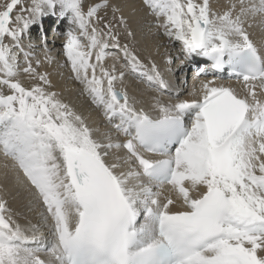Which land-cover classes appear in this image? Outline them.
Here are the masks:
<instances>
[{"label": "snow or ice", "instance_id": "6c2138e0", "mask_svg": "<svg viewBox=\"0 0 264 264\" xmlns=\"http://www.w3.org/2000/svg\"><path fill=\"white\" fill-rule=\"evenodd\" d=\"M141 3L180 44L182 70L202 58L192 99L141 56L118 2L0 4V175L50 230L20 224L0 195V264H264V39L249 31L264 33V0L220 10L211 0ZM48 15L68 21L66 66L104 130L62 100L22 47ZM225 71L241 91L217 83ZM129 80L147 101L130 95Z\"/></svg>", "mask_w": 264, "mask_h": 264}, {"label": "bare ground", "instance_id": "6f19581e", "mask_svg": "<svg viewBox=\"0 0 264 264\" xmlns=\"http://www.w3.org/2000/svg\"><path fill=\"white\" fill-rule=\"evenodd\" d=\"M124 7L126 15L130 17V23L133 31L136 33L137 46L141 50V56L151 54L152 59L159 65L164 72L165 78L173 87L174 93H179L180 99H192L189 95L194 85L198 81L194 79L195 69L201 62L200 57H193L190 62L185 63L181 69V60L184 59L181 46L177 42L169 41L162 35V31L157 28V21L154 16L147 14L141 3V0H113ZM227 0H211L214 10H220ZM0 3L2 1L0 0ZM94 3H103V0H86L85 9L88 5ZM133 8L135 11H133ZM58 11V9H57ZM103 14V13H101ZM111 12L109 10V16ZM53 17V18H52ZM69 25L67 19H59L56 15H48L41 19L39 24L30 26L28 33L22 39V47L25 52H30L35 59L41 60L40 72H47L62 100L69 104L76 112L83 115L92 127H99L101 130L106 129V121L101 113L91 104L89 98L83 94L82 86L74 80L70 66H66V58L63 55V43L65 33ZM38 30V32H36ZM252 38L259 43L264 39V33L259 28L249 29ZM124 41H122L123 43ZM47 50L48 55L52 57V62L48 63L44 52ZM20 65L24 66V56L20 54ZM110 62V61H109ZM221 80L217 83H223L230 86L238 92L242 90V82L234 81L227 78L225 71ZM205 79V77H201ZM206 79H213L209 76ZM23 82L27 85L30 81L22 76ZM128 90L130 95H135L137 99L147 101L149 96L140 85L132 80L128 81ZM162 99L168 101L169 96L165 94ZM173 102H175L173 100ZM0 195L8 201V206L16 214L15 218L24 226L37 225L41 234L50 238V230L43 223L40 216V208L30 205V197L23 190L17 189L14 181L9 178L4 180L0 175Z\"/></svg>", "mask_w": 264, "mask_h": 264}, {"label": "rangeland", "instance_id": "374dc122", "mask_svg": "<svg viewBox=\"0 0 264 264\" xmlns=\"http://www.w3.org/2000/svg\"><path fill=\"white\" fill-rule=\"evenodd\" d=\"M2 1V3H0V4H3L4 3V0H1ZM28 2V0H25V3H27ZM86 2V0H83V4ZM85 5V4H84ZM53 18V17H52ZM5 42H7V41H5Z\"/></svg>", "mask_w": 264, "mask_h": 264}]
</instances>
